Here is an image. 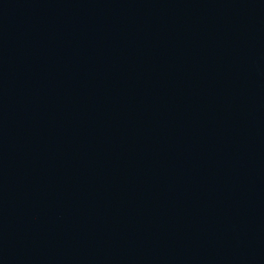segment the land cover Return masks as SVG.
<instances>
[{
	"label": "water",
	"instance_id": "1",
	"mask_svg": "<svg viewBox=\"0 0 264 264\" xmlns=\"http://www.w3.org/2000/svg\"><path fill=\"white\" fill-rule=\"evenodd\" d=\"M0 264H264V0H27Z\"/></svg>",
	"mask_w": 264,
	"mask_h": 264
}]
</instances>
